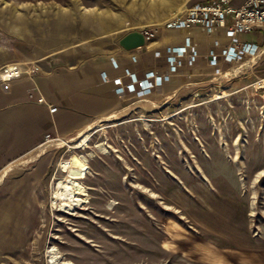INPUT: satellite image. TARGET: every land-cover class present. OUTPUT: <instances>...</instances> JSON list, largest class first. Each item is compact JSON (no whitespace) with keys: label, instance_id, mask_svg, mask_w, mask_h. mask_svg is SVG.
I'll return each mask as SVG.
<instances>
[{"label":"rangeland","instance_id":"obj_1","mask_svg":"<svg viewBox=\"0 0 264 264\" xmlns=\"http://www.w3.org/2000/svg\"><path fill=\"white\" fill-rule=\"evenodd\" d=\"M163 1L0 0V80L98 61L131 31L153 46L155 25L205 0ZM164 85L9 175L24 189L0 191V264H264V57ZM59 186L83 205L55 207Z\"/></svg>","mask_w":264,"mask_h":264},{"label":"crops","instance_id":"obj_2","mask_svg":"<svg viewBox=\"0 0 264 264\" xmlns=\"http://www.w3.org/2000/svg\"><path fill=\"white\" fill-rule=\"evenodd\" d=\"M251 34L255 35L253 39L246 38L245 35ZM186 38H190L188 48L195 49L199 57L192 65L187 59H181L172 69L167 57L183 46ZM229 41L222 29L209 34L199 27L188 30L163 28L152 42L153 46L147 44L131 51L122 50L98 61L82 62L77 67L60 65L30 76L0 80V191L24 189L21 186L24 180H15L12 182L15 185L10 187L7 184L9 175L24 163L38 160L41 155L37 151L48 136L78 134L91 122L118 113L128 97L151 98L162 85L171 83L183 70L199 63L209 65L208 52L212 49L220 51ZM237 41L264 45V31L239 35ZM223 65L228 63L216 67ZM125 69L140 77L152 71L167 78L155 84L150 91L130 93L113 82L116 78L128 82ZM42 167L34 173L41 174Z\"/></svg>","mask_w":264,"mask_h":264},{"label":"built area","instance_id":"obj_3","mask_svg":"<svg viewBox=\"0 0 264 264\" xmlns=\"http://www.w3.org/2000/svg\"><path fill=\"white\" fill-rule=\"evenodd\" d=\"M161 27L186 30L199 27L209 34L218 29L224 30L230 41L224 44L220 51L212 49L207 55L209 65L213 67L221 63L240 62L245 58L264 57V45L237 41L239 35L264 31V0H205L181 10L167 19ZM144 34L147 40L156 36L150 31H145ZM189 43L190 38H186L184 45L167 57V63L172 69L178 66L181 59H187L191 65L197 61L199 54L195 49L188 48ZM125 74L129 79L127 83H124L121 78H116L113 82L130 93L150 91L155 84L162 83L167 78L166 75L152 71L140 77L131 70L125 69ZM103 78L107 80L105 75Z\"/></svg>","mask_w":264,"mask_h":264},{"label":"bare ground","instance_id":"obj_4","mask_svg":"<svg viewBox=\"0 0 264 264\" xmlns=\"http://www.w3.org/2000/svg\"><path fill=\"white\" fill-rule=\"evenodd\" d=\"M184 1H185L184 3H186L189 0H184ZM182 9H183V4L181 7H178L177 9H175V12H174V14L171 15V17H173L176 13L180 12ZM161 25L162 24L155 25V26H161ZM147 44H148V40H147ZM17 75H18V72L14 71V68L10 67L9 72L7 74V77H14ZM86 141H87V139H86ZM69 166L71 168H73V167H78L79 165L76 163L70 162ZM59 190L62 191V193L61 192L59 193V195H58L59 197L55 201V207L60 206L62 209H64L66 212H68V211L75 210V209H77L83 205V200L77 196L75 186H71V187L67 186L66 188L59 186Z\"/></svg>","mask_w":264,"mask_h":264},{"label":"water","instance_id":"obj_5","mask_svg":"<svg viewBox=\"0 0 264 264\" xmlns=\"http://www.w3.org/2000/svg\"><path fill=\"white\" fill-rule=\"evenodd\" d=\"M146 44L147 39L144 32L137 30L128 32L119 40L120 47L126 51L145 47Z\"/></svg>","mask_w":264,"mask_h":264}]
</instances>
